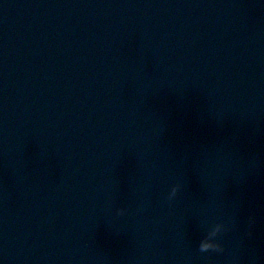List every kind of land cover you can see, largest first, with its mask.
Listing matches in <instances>:
<instances>
[{
	"label": "water",
	"instance_id": "1",
	"mask_svg": "<svg viewBox=\"0 0 264 264\" xmlns=\"http://www.w3.org/2000/svg\"><path fill=\"white\" fill-rule=\"evenodd\" d=\"M0 264H264V0H0Z\"/></svg>",
	"mask_w": 264,
	"mask_h": 264
},
{
	"label": "clouds",
	"instance_id": "2",
	"mask_svg": "<svg viewBox=\"0 0 264 264\" xmlns=\"http://www.w3.org/2000/svg\"><path fill=\"white\" fill-rule=\"evenodd\" d=\"M178 191H179V185L173 187L171 191V195H175ZM226 229H227V226L225 223L223 222L217 223L214 226L209 238L201 242L200 251L201 252L223 251L222 245L218 237L224 231H226Z\"/></svg>",
	"mask_w": 264,
	"mask_h": 264
}]
</instances>
